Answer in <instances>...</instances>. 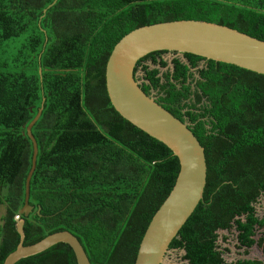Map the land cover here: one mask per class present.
Returning a JSON list of instances; mask_svg holds the SVG:
<instances>
[{
  "label": "trees",
  "instance_id": "1",
  "mask_svg": "<svg viewBox=\"0 0 264 264\" xmlns=\"http://www.w3.org/2000/svg\"><path fill=\"white\" fill-rule=\"evenodd\" d=\"M178 19L264 40V0H0V264L20 242L15 215L33 155L27 126L44 97L32 128L39 152L34 209L22 214L24 244L69 230L92 264H135L180 162L115 109L106 64L131 30ZM168 52L142 57L136 78L141 69L142 89L188 124L208 166L204 197L170 249H184L190 264H264V218L256 211L264 198V74L192 53L174 56L170 68ZM225 230L235 231L245 254L254 248L261 258L227 261L228 235L219 242ZM15 264L78 262L60 242Z\"/></svg>",
  "mask_w": 264,
  "mask_h": 264
},
{
  "label": "water",
  "instance_id": "2",
  "mask_svg": "<svg viewBox=\"0 0 264 264\" xmlns=\"http://www.w3.org/2000/svg\"><path fill=\"white\" fill-rule=\"evenodd\" d=\"M160 50L192 53L264 74V40L217 22L199 19L157 22L131 30L116 43L106 64V87L111 103L125 119L167 145L180 162L175 185L150 221L135 264H162L171 242L203 199L207 183L206 153L198 137L186 122L147 94L136 78L138 61ZM44 101L45 97L27 126L33 155L26 177L24 205L15 215L20 242L3 264H15L60 242L72 247L78 264H92L79 238L69 230L51 233L33 244H24L25 219L22 214L27 216L34 209L29 203L30 185L39 152L32 128L42 114Z\"/></svg>",
  "mask_w": 264,
  "mask_h": 264
},
{
  "label": "rangeland",
  "instance_id": "3",
  "mask_svg": "<svg viewBox=\"0 0 264 264\" xmlns=\"http://www.w3.org/2000/svg\"><path fill=\"white\" fill-rule=\"evenodd\" d=\"M174 56H180L182 57L183 59V56L182 54H173L171 52H168V53H165L164 54V58L169 62V67L171 68L172 67V58ZM152 67H155L154 65H152ZM166 68H161L162 71H164ZM143 72L142 70L140 69L137 73V77H139V82L142 81L141 79V76H142ZM256 211H257V215L261 218H264V198L261 197L259 199V202L256 203ZM5 213V208L2 207L1 208V212H0V216H2L3 214ZM3 223V220L2 218L0 217V225ZM220 232V239H219V242H222L221 241V237L223 235H228V238L229 240L227 242H222L223 246H228L230 248V251L229 252H226L224 254L225 256V259L227 261H232V260H237L239 258H244V257H252V258H261V254L259 252V250L257 249H250V253L247 255L245 254L244 252V249L243 248H240L238 247L236 244H237V240H236V233L235 231H219ZM184 254H185V250L184 249H170L162 264H190L189 261L187 259L184 258Z\"/></svg>",
  "mask_w": 264,
  "mask_h": 264
}]
</instances>
